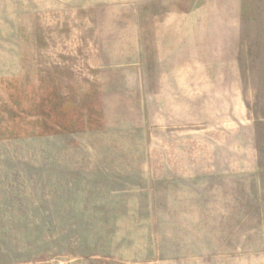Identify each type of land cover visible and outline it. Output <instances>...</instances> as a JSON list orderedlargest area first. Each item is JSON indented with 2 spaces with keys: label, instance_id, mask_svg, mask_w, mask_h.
I'll return each instance as SVG.
<instances>
[{
  "label": "rangeland",
  "instance_id": "374dc122",
  "mask_svg": "<svg viewBox=\"0 0 264 264\" xmlns=\"http://www.w3.org/2000/svg\"><path fill=\"white\" fill-rule=\"evenodd\" d=\"M0 264H264V0H0Z\"/></svg>",
  "mask_w": 264,
  "mask_h": 264
},
{
  "label": "crops",
  "instance_id": "0c3cea01",
  "mask_svg": "<svg viewBox=\"0 0 264 264\" xmlns=\"http://www.w3.org/2000/svg\"><path fill=\"white\" fill-rule=\"evenodd\" d=\"M216 16V20H225V18H223V16H219L218 14L215 15ZM208 17V16H207ZM212 19V18H210ZM235 19H236V14H235ZM213 20V19H212ZM234 20V18H233ZM216 25V27H215ZM219 23L216 24H210V25H206L205 28L199 29L198 30V34L195 36L198 39H192L193 35L191 34V30H189V32H185L184 34L180 35V37H182V39H180V42L184 44L185 49H184V53L187 52L188 47L194 45V46H198V48H201V50H203V52H206L207 54H205V58L207 59V64H205V67H203L205 70H210L211 75H204L203 77L200 76V83H208V81L212 82V80H214L212 83L217 84V83H221L220 77H218L219 74V69L221 68V64L226 62V63H231V66L233 67V69L236 68L235 65V51L238 49L237 46L235 47V36L238 34V41H239V32L238 33H234L235 31L233 30V32H231L229 35L231 37L230 40H227L229 35L228 33H225L224 30L222 28L219 27ZM212 26V27H210ZM160 33V32H159ZM157 33L158 36H162L161 34ZM226 37V38H225ZM237 41V44H238ZM225 48H231V51L229 52H225ZM238 57L236 58V64H237V68L239 69V62L237 61ZM221 61V63H220ZM186 63L184 62V67H186ZM201 66L203 65L202 63V57H201V61H200ZM188 66V65H187ZM207 68V69H206ZM217 73H212L214 71ZM207 72V71H206ZM187 73V72H186ZM208 74V72H207ZM240 76V75H239ZM170 78V77H168ZM167 78V79H168ZM173 79V77H171ZM177 78V77H174ZM204 79V80H203ZM175 83L178 84H183V86L185 84L190 85L192 83L191 77L189 78H184L183 77V81L181 82L180 79L175 80Z\"/></svg>",
  "mask_w": 264,
  "mask_h": 264
}]
</instances>
